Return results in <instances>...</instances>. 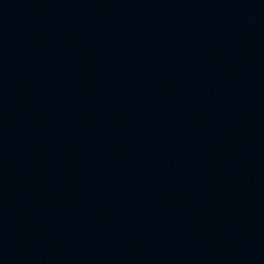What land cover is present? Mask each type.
<instances>
[{"label": "water", "instance_id": "95a60500", "mask_svg": "<svg viewBox=\"0 0 264 264\" xmlns=\"http://www.w3.org/2000/svg\"><path fill=\"white\" fill-rule=\"evenodd\" d=\"M0 264H264V0H0Z\"/></svg>", "mask_w": 264, "mask_h": 264}]
</instances>
